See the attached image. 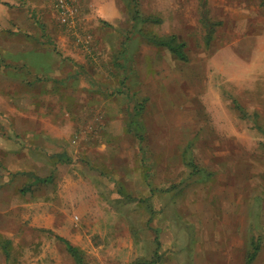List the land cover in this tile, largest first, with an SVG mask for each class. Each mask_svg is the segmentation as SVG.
Returning <instances> with one entry per match:
<instances>
[{
	"label": "rangeland",
	"instance_id": "rangeland-1",
	"mask_svg": "<svg viewBox=\"0 0 264 264\" xmlns=\"http://www.w3.org/2000/svg\"><path fill=\"white\" fill-rule=\"evenodd\" d=\"M252 2L0 0V264H264Z\"/></svg>",
	"mask_w": 264,
	"mask_h": 264
},
{
	"label": "trees",
	"instance_id": "trees-1",
	"mask_svg": "<svg viewBox=\"0 0 264 264\" xmlns=\"http://www.w3.org/2000/svg\"><path fill=\"white\" fill-rule=\"evenodd\" d=\"M132 20H133V22H135V24L149 21V19H147V18L145 19L141 15V12L138 9V3H136L134 6V11L132 12ZM151 40L153 42H155L156 44H158L159 46L168 47L180 60H186L187 55L184 51L185 44L184 43H178L176 36H171L167 40H163V39H159V40L151 39ZM136 107L138 110H142L143 104H138ZM191 166L195 170H197V172H202V170L198 169L197 165L193 164ZM47 181H48V179H37L36 180V182H47ZM58 239L66 245V248L68 250V254L71 255V257L75 261L74 263H76V264H90L86 260L83 251H81L78 247H76L70 241H68L67 239H65L63 237L58 236ZM4 250H5V253L7 255V259L9 261L10 257H11V253L8 250V247H6V246H5ZM260 250H261L260 242L254 243L253 244V250L250 253L249 258L247 259V264H253L254 263V261L256 259L255 257L258 256ZM134 264H153V263H151L149 261L138 260Z\"/></svg>",
	"mask_w": 264,
	"mask_h": 264
},
{
	"label": "crops",
	"instance_id": "crops-1",
	"mask_svg": "<svg viewBox=\"0 0 264 264\" xmlns=\"http://www.w3.org/2000/svg\"><path fill=\"white\" fill-rule=\"evenodd\" d=\"M253 0H249V2L250 3H253L252 2ZM258 4H259V6L260 7H262L263 6V8H264V0H258ZM221 6H224V5H221ZM255 7L254 6H252L251 7V9H249V10H240V13H239V17H240V19H244L243 20V22L244 23H248V20L246 19V18H252V16H253V14L255 13ZM263 11H264V9H262ZM237 12V11H236ZM248 25V24H247ZM247 30H249V28H246ZM250 33V32H249ZM244 34H247V32L246 33H244ZM250 39H252L254 42H255V44H256V41H257V45L259 44V42H261L263 39H264V30H262V29H259V31H257V33H255L252 37H249ZM254 51H253V53L254 54H257V48H254L253 49ZM259 50V49H258ZM230 53H233L234 55H239L238 53H240L241 54V52L240 51H238V49H237V52H236V49H235V52H225V53H221L220 55H229ZM258 53H260V50L258 51ZM236 62L234 61V64H235ZM237 64L239 65L240 63L239 62H237ZM229 66V65H228ZM232 65H230L229 66V70L230 71H232L233 69H234V71H236V69H235V66H237L236 64L233 66V67H231ZM240 67H241V64H240ZM225 69L224 67L223 68H221L220 69V71H222V72H229V70L228 69ZM47 223H49L50 224V218H47ZM47 226H50V225H47ZM248 245H251V243H245V247H247ZM246 255L247 256H245V257H243V259H244V264H247V259L249 258V254H247L246 253ZM256 260V259H255Z\"/></svg>",
	"mask_w": 264,
	"mask_h": 264
},
{
	"label": "bare ground",
	"instance_id": "bare-ground-1",
	"mask_svg": "<svg viewBox=\"0 0 264 264\" xmlns=\"http://www.w3.org/2000/svg\"><path fill=\"white\" fill-rule=\"evenodd\" d=\"M191 69H192V68H191ZM196 69H197V68H196ZM197 70H198V69H197ZM197 70H195V71H197ZM188 72H191V71H188ZM192 73H193V70H192ZM192 73H191V74H192ZM193 74H195V73H193ZM193 74H192V75H193ZM198 75H199V74H198ZM200 75H201V74H200ZM196 76H197V75H196ZM188 77H189V76H188ZM187 79H188V78H187ZM192 79H193V77H192ZM191 81H192V80H191ZM188 82H189V81H188ZM151 83H152V82H151ZM186 86H187V85H186ZM189 87H190V86H189ZM177 94H178V93H177ZM200 96L202 97V95H200ZM203 100H204V99H203Z\"/></svg>",
	"mask_w": 264,
	"mask_h": 264
}]
</instances>
